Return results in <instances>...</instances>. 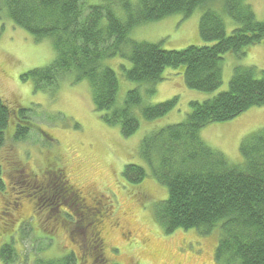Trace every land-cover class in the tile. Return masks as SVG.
<instances>
[{"label":"trees","instance_id":"trees-1","mask_svg":"<svg viewBox=\"0 0 264 264\" xmlns=\"http://www.w3.org/2000/svg\"><path fill=\"white\" fill-rule=\"evenodd\" d=\"M244 1L116 0L124 14L121 20L110 0L97 5L88 4L87 0H0V19L6 17L37 42L51 38L54 59L45 67L29 71L23 79H31L34 89L40 91L53 90L64 80L71 85L86 82L93 107L103 113L104 123L118 126L121 135L129 137L139 127L134 107L139 108L143 120L152 121L178 104L177 97L156 105L143 104L139 85L145 84L146 96H152L153 86L163 80L165 69L183 67L189 89L214 92L222 84L223 56L232 53L243 57L250 47L264 42V21L258 20ZM197 8L202 9L199 36L213 43L210 46L164 50L159 44L129 38V33L139 26L174 14L188 18ZM221 14L235 23L229 34ZM117 55L130 64L128 68L119 65L123 76L137 85L127 92L121 105L116 103L118 78L109 65ZM4 99L0 96V149L23 142L31 131L24 121V110L14 109ZM262 106L264 73L254 67L236 66L227 90L202 102H190L189 113L182 123L155 130L140 143V155L150 174L167 191V197L153 205L155 221L166 234L193 229L208 235L217 230L218 264H264V128L243 138L242 161L237 165L209 147L199 132L208 125L227 122L250 108ZM0 163V191L4 192V166L7 169L12 162L5 158ZM49 174L45 175L49 179L28 174L18 178L13 187L19 188V198L27 199L32 209L38 207L34 205L37 199L47 218L58 210L55 216L63 218L67 228L71 227L69 234L73 238L79 240L82 233L87 230L89 233L79 248V258L71 250L54 259L39 257L35 264H80L90 245L91 264H106L102 240L95 237L103 232L106 214L84 204L83 194L66 181L62 171ZM54 174L59 180L53 179ZM122 175L137 185L147 171L131 164L124 167ZM32 178L40 179L39 183ZM84 213L95 219H85ZM56 224L52 227L56 228ZM11 238L0 248L1 259L8 263L17 256Z\"/></svg>","mask_w":264,"mask_h":264},{"label":"rangeland","instance_id":"rangeland-1","mask_svg":"<svg viewBox=\"0 0 264 264\" xmlns=\"http://www.w3.org/2000/svg\"><path fill=\"white\" fill-rule=\"evenodd\" d=\"M106 1L87 0V3L97 5ZM244 4L251 7L258 20L264 21V0H245ZM110 6L123 20L124 14L116 0H110ZM201 14V8L195 9L188 18L174 14L133 29L129 38L159 44L164 50L210 46L213 43L205 42L199 36ZM221 17L226 33H231L235 23L226 14ZM54 57L51 38L37 42L6 17L0 19V96L14 109L24 110V121L31 128L23 142L7 144L6 149H0V159L12 162L7 169L4 166L5 191H0V248L13 236L12 244L17 254L11 258L12 263L4 262L0 257V264H35L39 257L54 259L71 250L80 257V246L89 231L84 230L85 233L76 240L69 234L71 227L56 224L58 216L55 212H51L52 215L48 212L50 218H47L37 199L34 205L38 207L32 209L33 205L26 202L27 199L19 198V188L13 187L18 178L40 175L49 179L45 175L54 170L62 171L83 194L86 205L106 214L101 238L106 264H218L215 260L219 239L216 230L205 236L193 229L166 234L155 221L153 205L164 200L167 191L150 174L140 155V143L155 130L182 123L189 113L190 102H202L227 90L236 66L254 67L264 73V42L250 47L243 57L232 53L224 55L222 84L214 92L189 89L183 67L165 69L163 80L153 86L155 93L152 96H146L148 88L145 84L139 85L143 104L156 105L173 97L178 98V104L163 117L152 121L143 120L139 108L134 107L132 110L139 127L129 137H123L118 126L104 123L103 113L93 107L86 82L71 85L69 80H64L53 90L40 91L34 89L31 79H23L29 71L50 64ZM109 65L118 78L116 103L121 105L127 92L137 85L123 76L119 65L128 68L130 64L119 55L112 58ZM262 128L264 106L250 108L227 122L208 125L200 130L199 137L237 165L242 161L240 144L243 138ZM128 164L146 169L147 176L141 183L133 185L124 179L122 172ZM11 168L13 170L9 172ZM53 179L59 180V176L55 174ZM32 181L39 183L40 179L32 178ZM74 205L80 207L78 203ZM84 215L87 220L95 219ZM59 219L65 223L63 218ZM54 224L56 228L52 227ZM84 254L80 264L85 260L84 264H89L93 254L91 245Z\"/></svg>","mask_w":264,"mask_h":264},{"label":"bare ground","instance_id":"bare-ground-1","mask_svg":"<svg viewBox=\"0 0 264 264\" xmlns=\"http://www.w3.org/2000/svg\"><path fill=\"white\" fill-rule=\"evenodd\" d=\"M259 17V16H258ZM259 23H260V21H259ZM67 181V180H66ZM70 183V182H69ZM116 187V186H115ZM76 188V187H75ZM79 192V191H78ZM98 195V194H97ZM91 197V196H90ZM118 209V208H117ZM122 222V221H121Z\"/></svg>","mask_w":264,"mask_h":264},{"label":"flooded vegetation","instance_id":"flooded-vegetation-1","mask_svg":"<svg viewBox=\"0 0 264 264\" xmlns=\"http://www.w3.org/2000/svg\"><path fill=\"white\" fill-rule=\"evenodd\" d=\"M79 191V190H78ZM80 192V191H79ZM80 194H81V192H80ZM100 239V238H99Z\"/></svg>","mask_w":264,"mask_h":264}]
</instances>
